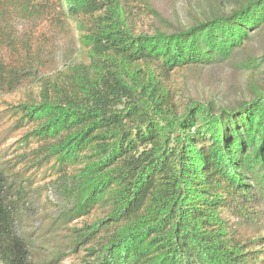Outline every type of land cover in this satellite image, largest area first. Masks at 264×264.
Returning a JSON list of instances; mask_svg holds the SVG:
<instances>
[{"label": "trees", "instance_id": "1", "mask_svg": "<svg viewBox=\"0 0 264 264\" xmlns=\"http://www.w3.org/2000/svg\"><path fill=\"white\" fill-rule=\"evenodd\" d=\"M145 13L0 0V264H264V0H207L151 33ZM237 58L236 101H179L175 75ZM52 184L64 208L19 234Z\"/></svg>", "mask_w": 264, "mask_h": 264}, {"label": "rangeland", "instance_id": "2", "mask_svg": "<svg viewBox=\"0 0 264 264\" xmlns=\"http://www.w3.org/2000/svg\"><path fill=\"white\" fill-rule=\"evenodd\" d=\"M207 0H148L151 9L157 13V17L148 13L136 16L134 28L138 32H152L157 27L181 29L187 27L193 17L200 14V9ZM252 51L257 56L264 51V41L256 37L252 42ZM61 52L58 53L57 62L62 61ZM179 89L178 97L183 104L189 99L212 98L222 105L236 101L241 93L245 78L239 58L223 65L213 66L207 69H197L188 73L175 75L173 80ZM20 97V92L15 95ZM65 202L56 185H49L46 190L33 194L23 210L26 216L18 227V233L35 232L43 223V215L46 209L51 210L56 217L64 208ZM59 238L66 234L59 230ZM34 238V237H33ZM31 238V239H33ZM76 264L74 259H65L62 264Z\"/></svg>", "mask_w": 264, "mask_h": 264}]
</instances>
